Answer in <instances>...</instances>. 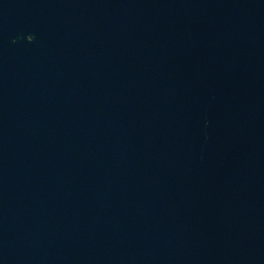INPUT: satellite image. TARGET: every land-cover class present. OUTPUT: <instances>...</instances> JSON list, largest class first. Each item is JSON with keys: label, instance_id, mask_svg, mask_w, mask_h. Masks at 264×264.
I'll return each instance as SVG.
<instances>
[{"label": "water", "instance_id": "95a60500", "mask_svg": "<svg viewBox=\"0 0 264 264\" xmlns=\"http://www.w3.org/2000/svg\"><path fill=\"white\" fill-rule=\"evenodd\" d=\"M0 264H264V0H0Z\"/></svg>", "mask_w": 264, "mask_h": 264}]
</instances>
